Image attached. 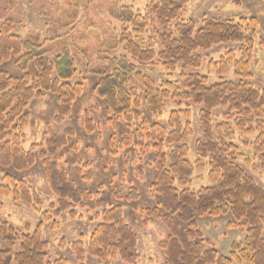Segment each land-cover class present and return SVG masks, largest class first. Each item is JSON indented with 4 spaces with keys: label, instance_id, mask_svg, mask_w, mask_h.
Returning a JSON list of instances; mask_svg holds the SVG:
<instances>
[{
    "label": "trees",
    "instance_id": "obj_1",
    "mask_svg": "<svg viewBox=\"0 0 264 264\" xmlns=\"http://www.w3.org/2000/svg\"><path fill=\"white\" fill-rule=\"evenodd\" d=\"M188 4L189 0H153L145 15L130 6L116 7L112 15L121 24L117 43L126 55L112 58L104 54L106 48L98 42L95 50L99 55L93 60L86 54V48L75 46V39L72 43L89 60L87 73L98 78L92 93L105 109V122L112 132L111 137L118 139L124 149L131 146L136 138H141L153 144L156 150V176L152 190L158 197V203L155 208L144 209L142 213L146 224L149 220H159L171 232L163 247L165 264H264V189L259 188L237 165L238 148L234 144L225 140L215 141L214 131L223 127L214 130L211 124L212 112L227 107L230 114L241 118L237 122L240 130L250 126L247 135L255 134L253 128L256 126L260 136L253 147L262 155L259 160L264 166V91L246 82L252 78V46L259 22L255 18L247 20L242 17L238 22L214 19L196 29L194 22L180 20ZM244 43L247 48L242 50L241 60L236 59L234 52L227 55L228 63L236 70L238 83L208 86L205 77L183 75L182 89L170 82L157 87L150 77L136 72L130 61L139 64L159 61L171 72L178 65L199 69L202 66L199 51ZM61 46L62 40L50 44L23 41L15 34L13 22L0 18V175L3 176L0 194L12 196L16 201L40 204V197L30 184L18 177L40 161L58 199L57 215L75 207L103 211V222L89 241L90 255L104 261L118 255L125 262L134 264L139 259L137 236L125 222L123 207H109L104 200L94 198L92 193L74 181L61 163L65 151L78 147V143H74L73 128L59 135L47 127L46 138L41 145H33L30 151L23 147L25 128L36 127V121L29 113L36 101L48 94L55 97L54 121L62 124L73 116L84 95L86 84L72 83L78 74L76 61L68 47ZM57 49L60 51L58 55L48 57ZM221 65L227 70L225 61ZM211 66L220 67L215 63ZM167 101L179 104L192 102L203 107L201 123L205 140L198 145L199 160L195 165L187 160L189 149L183 144L193 136L190 127L185 128L181 123L182 118H189V111L171 114L172 131L160 124L140 123L143 107L156 114L164 109ZM98 127L89 113H85L86 132L93 134L99 131ZM170 148L173 150L167 154ZM207 158L211 162L209 177L215 187L203 189L197 195L190 191L179 192L176 185L185 187L195 170L203 171ZM137 197V191L133 190L126 199L132 201ZM200 216H230V227L240 226L246 235L241 257L235 254L233 260L220 257L212 246L203 251L199 243L203 234L197 224ZM49 219L46 216V220ZM48 247L42 239L41 226L35 233L25 234L0 220V264H49ZM73 249L78 260L83 261L86 255L84 243H74ZM54 264L68 262L60 259Z\"/></svg>",
    "mask_w": 264,
    "mask_h": 264
},
{
    "label": "rangeland",
    "instance_id": "obj_2",
    "mask_svg": "<svg viewBox=\"0 0 264 264\" xmlns=\"http://www.w3.org/2000/svg\"><path fill=\"white\" fill-rule=\"evenodd\" d=\"M153 0H0V18L3 21L11 20L17 34L23 41H32L37 44L55 43L62 40V48L68 47L76 61L78 74L73 84L82 82L86 84L83 97L74 109L72 117L62 124H56V99L48 94L46 98L36 101L31 110L30 117L35 119L36 127H27L24 130V149L30 151L33 145H41L46 138L47 127L55 133L62 135L65 130L73 128L75 131L74 143H78L76 150L65 151V158L61 162L70 176L81 187L88 190L94 198L104 200L109 207L122 206L125 222L137 236V253L139 259L134 264H165L166 256L164 246L171 236L169 228L159 220H149L146 224L144 209H153L157 206L158 197L152 190L156 171L154 167L156 150L153 144L136 138L133 144L125 149L120 146L118 139H113L112 132L107 127L105 109L94 97L93 86L97 77L88 74L89 60L84 55L98 58L95 45L102 43L106 50L104 54L114 58L126 55L123 48L118 45V34H121V24L112 15L118 6H130L135 11L146 14V9ZM162 1V0H158ZM117 5V6H116ZM259 22L256 38L252 46V64L250 73L252 78L247 83L261 92L264 91V0H189L186 12L180 20L192 21L196 29H200L208 20H235L240 18ZM151 33V32H150ZM250 35V31L247 32ZM86 48V54L79 53L73 45ZM247 45L225 44L213 47L208 51H199L202 66L199 69L185 68L178 65L174 71H169L163 63L156 61L153 64H139L130 61L140 72L150 77L157 87L167 82L184 88L183 75H199L207 78L209 85L214 86L223 82L238 83L234 66L228 63L227 55L235 53L237 60L242 58V50ZM60 51L49 55H58ZM225 61L227 70L223 69L221 62ZM211 63L220 65L212 68ZM222 70L224 74H222ZM138 86V85H136ZM202 106L192 102L179 104L167 101L160 113L152 114L147 107L140 111V123L149 125L160 124L172 131L170 127L171 114L179 111H189V118H182L183 127L189 126L193 136L183 144L189 149L187 160L195 165L199 160L197 148L205 140L202 133L201 111ZM99 125V131L93 134L84 129L85 113ZM241 118L230 114L229 108L215 109L211 114V124L214 130V139L217 142L225 140L234 144L236 163L245 174L252 178L256 185L264 189V166L260 162L261 154L255 152L253 145L260 133L254 126L255 134L247 135L249 125L244 131L239 129ZM225 127V128H224ZM247 131V132H246ZM112 136V137H111ZM141 146V147H140ZM173 148L168 149L169 154ZM169 167V165H168ZM210 158L204 161V169L195 170L193 176L187 180L185 187L176 185L179 192L190 191L197 195L203 189L215 187L210 180ZM18 177L30 184L41 203H25L16 201L12 196L0 194V220L7 222L15 229L33 234L41 226L42 239L48 247L49 264L64 259L68 264H129L121 256H110L106 261L92 257L88 252L89 241L95 229L103 222L102 210L75 207L61 215H57L58 199L54 196L47 181L45 170L39 161L36 166ZM3 176L0 175V185ZM136 190L138 197L128 201L126 198ZM74 211V212H73ZM46 216L50 217L46 220ZM230 216L198 217L197 224L203 234L200 245L203 251L212 246L220 257L233 260V254L241 257L246 235L240 226L230 223ZM184 227V226H183ZM186 227V226H185ZM198 240H200L198 238ZM82 241L86 255L79 261L73 249V244ZM232 264H249L247 262H233Z\"/></svg>",
    "mask_w": 264,
    "mask_h": 264
}]
</instances>
